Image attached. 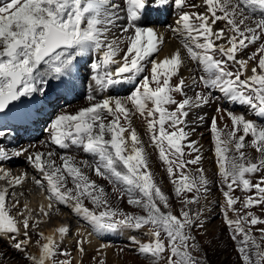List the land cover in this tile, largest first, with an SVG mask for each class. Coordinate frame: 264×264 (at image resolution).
Returning a JSON list of instances; mask_svg holds the SVG:
<instances>
[{
	"label": "snow or ice",
	"instance_id": "6c2138e0",
	"mask_svg": "<svg viewBox=\"0 0 264 264\" xmlns=\"http://www.w3.org/2000/svg\"><path fill=\"white\" fill-rule=\"evenodd\" d=\"M200 7L202 12L186 10ZM173 11L178 13L175 27L168 29L181 46L156 59L163 37L147 22L153 14ZM250 46L256 50L241 58ZM189 62L202 74L186 80L181 71ZM250 63L254 66L249 69ZM81 78H90L96 94L87 95L89 105L76 113L57 114L48 131L52 145L75 147L91 160L61 155L62 164L57 165L54 152L28 155L39 176L35 183L46 191L49 203L18 209L15 201L7 207L9 193L0 191V264H8L9 252L25 264H72L71 253L60 246L70 228L57 229L62 238L57 242L37 231L42 221L32 215L38 211L51 219L54 203L70 207L87 223L89 236L149 228L147 242L134 235L128 238L130 249L149 264H206L196 233L205 227L201 201L209 181L199 167L200 149L186 129L192 110L212 102L214 92L229 104L247 107L257 118L224 110L231 127L219 128L213 116L210 130L220 183L227 189H222L221 215L230 239L241 264H264V227L257 229L259 239L252 234L255 226L264 225V218L251 211L260 207L264 212V123H259L264 121V0H0V121L30 119L28 105L47 99L53 86L65 93L75 91ZM136 116L145 121L148 146L165 165L179 214L150 169L144 141L132 127ZM10 131V126L0 125V179L10 176L3 163L28 151L3 146ZM246 148L254 150L255 159ZM89 173L111 183L118 199L126 197L128 205L145 214L113 208L105 188ZM257 174L254 183L251 177ZM24 179L14 178V186ZM69 179L73 187H68ZM236 189L255 194L241 200L233 195ZM86 242L76 240L82 255ZM34 245L38 254L31 251ZM106 247L97 250V264H106Z\"/></svg>",
	"mask_w": 264,
	"mask_h": 264
},
{
	"label": "rangeland",
	"instance_id": "374dc122",
	"mask_svg": "<svg viewBox=\"0 0 264 264\" xmlns=\"http://www.w3.org/2000/svg\"><path fill=\"white\" fill-rule=\"evenodd\" d=\"M198 1L199 0H196L197 3H199ZM190 2H192V0H190ZM200 8H201L200 11L202 12L204 9H203V7H200ZM197 9H199V8H197ZM197 9L189 8L186 10L187 11H197ZM169 17L172 18L171 14H169L168 18ZM155 22H156L155 24H159L162 26L172 25L171 21H170V23H167V20L162 22V20L159 19V20H156ZM165 23H167V24L165 25ZM249 23L251 24L252 21H249ZM149 24L150 23L148 21L147 25H149ZM222 26L223 25H217V27H222ZM162 49H164V48H162ZM255 50L256 49L254 46H250L248 48L247 52L245 53L244 57H241V58H246V56L248 54L252 53ZM160 53H161V51L159 53H157L154 58H157ZM150 67H151V64L149 63L148 68L150 69ZM149 73H150L149 71H146L145 74L149 75ZM199 74H202V73H199L198 69L196 68L195 75H199ZM84 75H87V73H85ZM241 78L243 79L244 77L242 76ZM81 80H85V83L87 84V86H85V89H87L88 83L91 82L90 78L89 79H83L82 78ZM55 93H56V91H55ZM126 94H127V92H126ZM126 94H123V95H126ZM188 94L192 95L193 93L189 92ZM87 95H89V93ZM87 95L85 97H80L79 100H76V101L72 100L73 102L71 104L69 103V104L64 105V103H62V105L54 108L53 111L51 112V114L49 115L50 119H46L44 121V122H47V120H48L49 125L47 123L44 125L45 127L43 126V131L41 132V134L38 136L33 135V134L29 135L27 141H31V142H27L25 137H21V138H19V141L15 143V145L14 144L9 145L8 142L3 141V146H6L7 148L18 147V146L23 145L24 141H25V145H27V146H33L32 144H35L34 147H38V149H40L43 152L46 150H49V152H54L53 159L56 161H58V160L61 161V159H60L61 155L72 156L75 158L76 161L91 160V157L85 153L83 156L78 157V156H75L73 154L71 155V154H65V153L61 152L57 148L58 146L52 145L50 143V135H49V131H48L51 120L57 114H59V113L74 114L79 109H81L83 107H87L89 105V103L83 104L84 102L88 101L86 99ZM222 95L223 94H221L219 92L214 93V98H213L212 102H210L208 105H205V106H202L200 108H196V109L192 110V112L190 113V115L188 117V128L186 130L193 132L192 135L190 136L191 137L190 139L197 143V146L199 147L200 152H201L200 155L203 157L202 162L199 165V167H202V168L206 167L204 169V172H205V175L207 174L206 177L209 180L208 194L201 201V206L204 209H206L204 217H203V219L205 221V227H204V229L198 230L196 234H197V237H198L200 244L203 246V249H204L203 254L206 256V264H241L240 257L238 256V253L235 250L236 245L230 239V230L226 228V226L224 224L223 216L221 215V213L223 211V201H224V198L222 196V189L223 190H227V189L224 188V186L220 183V177L218 175V165L216 163V157H215V151H214V149H215L214 135L210 130V125H211V121H212L213 116H215L217 118V124H218L219 128L223 129L225 125H228L230 128L231 122H230L229 117L227 116V111H232L236 114H241V113L246 112L245 109L247 107H243L242 109H240L238 107H230V104L225 103L227 101L224 100ZM100 97H101V94L99 96H97V99H100ZM83 99H84V101H82ZM59 101L64 102L63 98ZM60 102H59V104H60ZM218 108L222 110L219 113L217 112ZM224 110H227V111H224ZM246 113H249V117L252 120L257 119L254 115L251 114V112L249 110ZM259 123H264V121H259ZM144 124H145V121L142 118H140L139 116L132 118V127L135 128L137 133L140 135L142 141H144V145L146 147V150H147V153L149 156V164H150V169H151L155 164L158 165L157 160L155 163V157L157 156V151L154 148L148 146L149 141H147L145 139V134L147 133V128H146V124L145 125ZM246 143H247V141H246ZM202 144L203 145L205 144L204 149L200 148V146ZM208 148L210 149V151ZM205 149H207V150H205ZM9 150L12 151L11 149H9ZM245 151L250 156H252L253 159H255L254 157H256L257 154L251 148H246ZM149 154H151V155H149ZM20 157H18L19 160L14 159L15 163H17L18 165L24 164L25 160H26V162H28L27 158L25 159L24 156H20ZM57 165H59V164L57 163ZM13 166H15V165H13ZM192 167L195 168L196 166H192ZM158 168H159V165H158ZM4 170L7 171L6 167ZM85 171L87 172L88 170L85 169ZM154 173L155 174H153V175H154L155 180L158 183V185L161 187V189L163 190V192L165 194L169 195L170 203L172 205L173 211L176 212V214H179L178 209L180 208V203H179V200H177L174 197L173 185L171 184V182H169L168 183L169 187H168L166 185L164 178L160 177V175L158 174L157 171H155ZM1 175L3 176V172H1ZM89 175H90V179L95 180L97 184L102 185L105 188V190L109 196V203L111 204V206L113 208H116L120 211L129 213V214H137V215H144L145 214L142 209L134 208V207L128 205L126 202V199H127L126 197H124L122 199H118L117 196L119 195V193H113L112 192L113 186L111 183H109L106 180H103L102 178H97L95 175H93L91 173H89ZM30 176H34L32 171H30L29 174L27 175V177H30ZM259 176H260V174H257L256 176L251 177V179L254 180L253 181L254 183H255V181H257L259 179ZM168 179L170 180L169 176H168ZM3 182H4L3 186H5L7 184L10 185L12 181L10 178H6L3 180ZM68 187H73L70 179H69ZM36 190L39 192L45 191L41 187H36ZM23 193H24V191L19 189V188H17L15 190V196L16 195L17 196L22 195ZM254 194H255V191H253L252 193H246V192H242L240 189H236V191L233 193L234 196L240 197L241 200L245 199L247 197V195H254ZM8 201H10V197H9ZM85 206L89 207L90 209L99 211L98 209H94V206L91 205V203L88 201H85ZM59 207L61 209V213H64V220L61 221L62 224L63 225L67 224V227L72 225L71 232L69 233L70 236H77V239L83 238V239H85V241H88L84 245V247L86 249V254H84V255H82L77 250L76 243H74L73 246H68L65 243H61V245H60L61 248L65 249L69 253H71V257L73 258L72 264H97V260L100 259V255H99L97 250L100 249V247H101V245L96 241V239H98V238L103 240V241H107V242L111 243V246L109 249H107V250L102 249L103 252L105 253L104 259L106 260V264H149L148 260H146L143 256L138 255L134 250L130 249L129 240H128L129 236L134 235L137 237V239H140L144 242H147L149 237L147 235H145V233H147L149 231V228L145 227L141 231H135V230L123 231L122 232L123 237H121V238H120L121 232H117L116 235L109 237L107 240H104L102 237H98L95 239L94 235L88 236V235L82 234L81 230L88 229L89 226L82 219L77 217L74 214V212L71 210L70 207L62 206V205H59ZM236 207L239 208L240 204H237ZM14 211H17V209ZM251 211H253L255 213V215H257L261 218H264V212H261L260 207H254L251 209ZM230 215H232V214L230 213ZM262 227H264V225H257L252 229V234L255 235L258 239H259L260 233L257 231V229L262 228ZM38 230H40L42 232V229L40 227H38ZM87 231L90 232L89 229ZM36 237H37L36 235L35 236L32 235L33 240H35ZM93 240H95V241H93ZM92 242L93 243L97 242L99 245H97L96 247H94L92 249L91 248ZM89 243L91 244V246L89 245ZM262 246H264V242H262ZM31 251L35 254V252L38 251V248H35V250H31ZM109 255H111L110 257H113L114 259L110 258ZM94 256L96 257V259H93ZM63 258L64 257H60V259H63ZM8 264H25V261L20 259L19 257H13L12 254H10V252H9Z\"/></svg>",
	"mask_w": 264,
	"mask_h": 264
},
{
	"label": "bare ground",
	"instance_id": "6f19581e",
	"mask_svg": "<svg viewBox=\"0 0 264 264\" xmlns=\"http://www.w3.org/2000/svg\"><path fill=\"white\" fill-rule=\"evenodd\" d=\"M199 3H202V0H199L198 1ZM201 8L197 9V11H200ZM177 18V17H176ZM176 18L172 17L170 19L171 22H174V26L175 27V20ZM156 21V20H155ZM154 20L152 22H149L150 24L147 25V26H152V27H155L156 30L158 31V33L163 37V44L161 45V48H164L162 49L161 53L159 54V56L156 58V59H160L162 60L164 57L168 56L170 53H173L174 50H176L177 48H179L181 46L180 44V40L178 37L175 36V34H173L169 29H168V26H162V25H159V24H155ZM252 48V47H251ZM253 49V48H252ZM254 66L253 64H249V69ZM195 71H196V68L194 67V65L191 64V62L188 63V65L186 67H184L181 71V75L185 77V79H190L191 76H195ZM248 75H251V72L249 71L248 72ZM149 76H150V73H149ZM175 82V81H174ZM92 82H89L88 83V87L91 85ZM85 86H87V84L85 83V80H83V83L80 82L79 86L77 87L78 88V91H77V94L78 95H83L85 94ZM191 92V91H189ZM91 93L93 94H96L93 89L91 88ZM56 94H57V97L54 99V100H51V104L56 107L59 105V99L61 98H64L65 96L60 93V92H57L56 91ZM190 95V94H189ZM177 99H179V96L177 97ZM81 101V100H80ZM84 101V99L82 100ZM69 102V101H68ZM87 104L89 103V101H86L84 102L83 104ZM78 105V104H77ZM245 111L247 112L248 111V108L245 109ZM244 112L243 114L246 115V118L247 119H251L249 117V113H246ZM192 118V117H191ZM43 121V120H42ZM41 121V122H42ZM44 122V121H43ZM137 125V124H136ZM135 125V126H136ZM145 125V124H144ZM138 126V125H137ZM193 133V132H192ZM145 134V133H144ZM195 135V134H194ZM197 136V135H196ZM22 136H17L14 138V140H18L19 141V138H21ZM191 138V137H190ZM145 139L147 141H149V137H148V134L146 133L145 134ZM195 140V139H194ZM27 141V140H26ZM27 142H31V141H27ZM15 145V143H12ZM33 146H27L25 145V141H24V144L21 145V146H18V147H9L8 149H11L12 151L13 150H16L17 148L20 149V148H27L28 151L25 152L22 156H24V158L26 159L28 157V155L30 154H35V153H48L49 150H46V151H41L40 149H38V147H34L35 144H32ZM205 145V144H204ZM204 145L202 144L200 146L201 149H204ZM198 147V146H197ZM209 149V148H208ZM130 150V148H129ZM207 150V149H205ZM253 150V149H252ZM10 151V150H9ZM187 151V150H186ZM202 151V150H201ZM210 151V149H209ZM254 151V150H253ZM204 152V151H203ZM201 153V152H200ZM151 155V154H149ZM205 156V155H204ZM209 156V155H208ZM21 158V157H20ZM23 158V159H24ZM203 158V157H202ZM207 158V157H206ZM255 158V157H254ZM15 159H18V158H15ZM19 160V159H18ZM156 160L158 162V165H159V168H158V165L155 164L152 168H151V171L153 174H155L154 172L157 171L158 174L160 175V177L164 178L165 182H166V185L168 186V183L170 182V180L168 179V175L166 173V168H165V165L160 161L159 159V156H158V153H157V156L155 157V163H156ZM56 161V160H55ZM208 162V161H207ZM56 163H58L59 165L62 164V162L60 160L56 161ZM17 163H15V160H11L10 162L6 161L2 167L3 169H7V172L10 173V176L8 178L11 179V184H7L5 186H3V180L4 179H0V191H7L9 193V196L7 198V204L6 206L7 207H11L13 202L15 201H19V204L17 206L18 209H23L24 206L26 205L29 209H38V206L40 204H43L44 206H47V204L49 203L48 199H47V193L46 191H37L36 190V187H39L36 185L35 183V179L39 178L38 176V173L36 171L33 170V167L28 163L26 162V160L24 161V164L22 165H16ZM153 164V163H152ZM212 164V163H211ZM15 165V166H13ZM206 168V167H205ZM203 168V169H205ZM32 171L33 172V175L34 176H30V177H27V175L29 174V172ZM209 172V171H208ZM157 174V175H158ZM207 175V174H206ZM0 176L1 175V172H0ZM26 176V179L23 180V183L21 185H18V186H14L13 184V179L16 178V177H25ZM209 181V180H208ZM254 181V180H253ZM256 182V181H255ZM166 186V187H167ZM169 187V186H168ZM19 188L21 190L24 191V193L22 195H16L15 196V190ZM255 191V190H253ZM9 197H10V201L9 200ZM16 209H13L12 211V214L13 215H16L17 214V211H14ZM26 214V213H25ZM32 215L41 220L42 223L39 225V227L42 229V233L45 235V236H53L55 238V240L57 242H60L61 241V236L59 234V232L57 231V229L61 226H67V224L63 225L61 221L64 220V213H61V209L59 207L58 204H55L54 203V206H53V210H52V213H51V219H48V218H44V217H41L38 213V211H34L32 213ZM18 219H20L19 216H17ZM71 227L72 225L69 226L70 228V232H71ZM89 231L92 232V229L90 227H88ZM88 229H85V230H81L82 234L83 235H88L90 232H88L87 230ZM78 230V229H77ZM76 230V231H77ZM37 231L41 232L40 230L37 229ZM34 235V234H33ZM95 236V239L98 238L97 235L95 234H92ZM35 236V235H34ZM89 236V235H88ZM93 236V237H94ZM33 240V239H32ZM35 240H37V237L35 238ZM33 240V241H35ZM76 240H77V236H70V234L66 235L64 238H63V242L62 243H65L67 244L68 246H73L74 243H76ZM91 240V239H90ZM95 241V240H93ZM96 241L101 245V247L103 245H108V247L106 248H103L105 250L109 249L110 246H111V243L107 242V241H103L101 239H96ZM44 241L42 240L41 243H43ZM93 243L92 242V249L94 247H96L97 245H99L98 243ZM91 243V242H90ZM89 243V245L91 246V244ZM100 247V249H101ZM35 248H37L35 245L31 248V250H35ZM96 249V248H95ZM5 251H8L7 248H5ZM10 254H12L10 252ZM35 254H38V251L35 252ZM111 255H109L110 257ZM112 259H114L113 257H110Z\"/></svg>",
	"mask_w": 264,
	"mask_h": 264
}]
</instances>
